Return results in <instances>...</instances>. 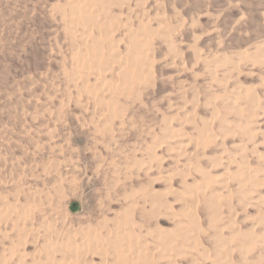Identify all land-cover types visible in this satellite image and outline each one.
I'll return each mask as SVG.
<instances>
[{
    "label": "rangeland",
    "instance_id": "rangeland-1",
    "mask_svg": "<svg viewBox=\"0 0 264 264\" xmlns=\"http://www.w3.org/2000/svg\"><path fill=\"white\" fill-rule=\"evenodd\" d=\"M0 264H264V0H0Z\"/></svg>",
    "mask_w": 264,
    "mask_h": 264
}]
</instances>
